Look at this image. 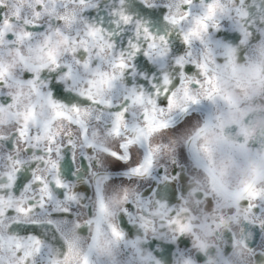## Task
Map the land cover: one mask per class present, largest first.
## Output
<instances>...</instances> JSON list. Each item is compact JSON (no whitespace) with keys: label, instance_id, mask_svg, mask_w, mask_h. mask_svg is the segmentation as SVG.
Listing matches in <instances>:
<instances>
[{"label":"clouds","instance_id":"1","mask_svg":"<svg viewBox=\"0 0 264 264\" xmlns=\"http://www.w3.org/2000/svg\"><path fill=\"white\" fill-rule=\"evenodd\" d=\"M211 3L0 0V264H264V0Z\"/></svg>","mask_w":264,"mask_h":264},{"label":"snow or ice","instance_id":"2","mask_svg":"<svg viewBox=\"0 0 264 264\" xmlns=\"http://www.w3.org/2000/svg\"><path fill=\"white\" fill-rule=\"evenodd\" d=\"M185 2L190 4L191 0H185ZM217 4H218V0H213V3L207 5V12H206L205 16L202 17V18H198L196 20L195 27H193L187 34H185V36H184L185 41H189L190 38H192V37L199 38L200 34H201V31H206L207 30L208 25H207L206 21L209 20V19H212V17L215 15ZM185 15H187V13ZM181 19H183V18H181ZM172 22L173 23H179V20L176 19V18H173ZM5 23H7V21ZM49 55H51V54H49ZM233 71L234 72L236 71L235 66H233ZM209 83H211V81H209ZM212 91L213 92L218 91V89L216 88L215 85H213ZM174 95H175V93H173V96ZM184 95H185L186 99H191V100H193V102H195V98L189 96L187 88H185ZM209 96H211V93H209ZM226 99H228L230 103L233 102L230 97H226ZM173 103H174V101L169 100V106L170 107L173 105ZM56 115L57 116H63L65 114L62 113V112H57ZM164 126L165 125H163V124L160 125V127H164ZM204 150L206 152H210L211 151V149L208 148V147H205ZM149 163H151V161H149ZM137 171H138V169H137ZM36 179L37 180H41L42 178L41 177H37ZM56 184H57L58 187H64V185L61 183V181L58 178L56 179ZM45 187H47V186L45 185ZM249 188H250V185L246 186L245 187V191H248ZM104 210L105 209H104L103 205H101V211L103 212ZM18 211H20L21 213H25L26 214L27 212L31 211V208L25 209V208L21 207V208L18 209ZM113 232H114V235H116L117 237L120 236V233L116 232L115 229H113ZM33 242L36 245H39V243H40V241L38 239H34ZM15 246H16L17 250H19L22 247V245L19 242H17ZM37 250H38V248H37ZM70 251H71V249H70ZM28 255H31L30 251L24 253L25 257L28 256ZM83 264H88V261H87L86 258L83 260Z\"/></svg>","mask_w":264,"mask_h":264}]
</instances>
